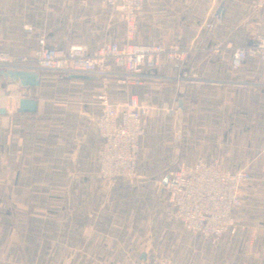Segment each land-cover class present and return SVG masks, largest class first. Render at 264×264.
<instances>
[{"label":"crops","instance_id":"0c3cea01","mask_svg":"<svg viewBox=\"0 0 264 264\" xmlns=\"http://www.w3.org/2000/svg\"><path fill=\"white\" fill-rule=\"evenodd\" d=\"M263 15L261 0H147L136 16L133 42L164 33L171 46L188 49L186 61L149 71L124 100L104 95L122 104L137 94L142 104L156 99L160 108L173 109L155 113L146 125L137 172L166 169L152 156H174V168L217 159L225 169L238 166L225 167L222 156H235L238 164L251 156L253 164L244 167L255 179L242 188L235 233L212 241L165 211L166 176L100 178L97 115L79 112L75 122L66 117L78 111L47 114L36 95L50 79L37 67L41 36L62 49L122 45L121 12L101 0H0V53L22 56L0 66V264H133L135 258L140 264H191L197 251L213 264H264V64L230 63L231 47L245 45L253 25L259 32ZM208 43L220 49H207ZM20 72L38 84H25ZM57 74L69 83L101 78ZM22 97L37 101L35 112H17ZM166 116L171 131L160 124L169 123Z\"/></svg>","mask_w":264,"mask_h":264},{"label":"built area","instance_id":"2783aa9c","mask_svg":"<svg viewBox=\"0 0 264 264\" xmlns=\"http://www.w3.org/2000/svg\"><path fill=\"white\" fill-rule=\"evenodd\" d=\"M147 0H101L121 12L125 22L124 44L117 41L103 43L97 50L87 51L81 45L67 49L50 45L41 36L38 39L37 67L40 70L83 74L94 77L118 73L110 65L123 68L130 84H143L149 71L166 64L182 66L188 49L181 44L170 45L164 33L147 36L143 42H133L136 16ZM264 4V0H261ZM260 31L241 46H232L230 63L241 67L249 60L264 64V15ZM30 32V26L24 27ZM207 49L219 50V45L207 44ZM21 55L11 59L0 53V66L21 61ZM101 112L96 123L102 143L98 154V174L105 180L131 179L137 170L140 138L155 113L173 114L172 108H160L156 99L142 104L137 96H130L124 103L112 102L99 96ZM72 114L67 120H75ZM253 176L244 166L222 168L217 159H197L193 164H180L168 171L165 189L171 215L183 227L212 241L218 240L227 231L235 233L234 215L241 206L242 188L251 183ZM147 264H172L167 260H151Z\"/></svg>","mask_w":264,"mask_h":264},{"label":"rangeland","instance_id":"374dc122","mask_svg":"<svg viewBox=\"0 0 264 264\" xmlns=\"http://www.w3.org/2000/svg\"><path fill=\"white\" fill-rule=\"evenodd\" d=\"M256 13H259V10H257ZM241 17L243 18V15H241ZM253 27L254 25L250 28V30L252 31V34L249 35L248 39L245 40L246 43H248L253 38V36L257 34L258 32V30H252ZM112 69L114 70L115 73L120 72L118 76L117 74L115 77L113 76V78L111 76H103L99 78L97 81H93V82L72 81L70 83L60 80V77H59L60 74H57L56 72L46 71L48 72L50 79L47 81H42V86H41L42 89L39 90L36 95L38 99L42 103L45 104L46 109H47L46 111L47 114H57V115L60 114L61 115L65 113V111H78V113H74V114L80 116L79 112H86L90 115H98L101 112V108H102L99 96L106 95L107 97H110L116 100H119V99L124 100L126 94H130V90H129L130 88L134 87V88L139 89L142 86V84L140 85L130 84L128 80V76L124 74L126 72L123 68L118 69L114 67ZM261 113L262 115L264 114V98H262ZM167 117L168 116L163 117V118H165V120H167L169 123H165L162 119H159V120H162L160 121V124L164 123V125L166 126V130L171 131L170 129L171 120L168 119ZM78 119L79 117L76 118L75 120H70V121L76 122L78 121ZM152 120H153V116H152ZM222 157L224 158L223 165H225V167H233V166H239V165L240 166H247V165L251 166L253 164L251 156H246L244 162L240 161V164L236 162L237 160L235 156L226 155ZM149 159H151V161H154V162L157 161L159 163L167 165L168 167L169 164L174 161L175 157L171 155L170 156L160 155V156H152V158H149ZM167 167L165 170H160V171L141 170L140 172H137L136 170L135 177L138 174L143 175L144 177H151L153 175L155 176L156 174L159 176L165 177L168 171L174 168L171 165L168 168ZM252 176H253V180L251 181V183L255 179L253 174ZM142 204H143L142 209L144 208L146 209V207H144L145 203L142 202ZM150 205H148L147 208L152 209V206ZM165 211L170 212L169 203L165 207ZM133 221L137 223L138 222L143 223L142 219L140 220L133 219ZM144 224L145 223H143V225ZM132 237H133V242L136 243L137 241H139V238L141 237V235L140 236L139 234L135 236L132 235L131 238ZM122 246H124V244H122ZM125 246H128V245H125ZM136 254H138V252L134 253V255ZM134 257H137V256H134ZM119 262L120 261L116 262L115 264H119ZM147 263L143 262L142 264H147ZM84 264H90V263L86 261ZM107 264H111V263H107ZM133 264H140V262L137 261V258H135V260H133ZM191 264H213V263H211V260L206 261L203 253L200 254L197 251V254H194L193 256V260Z\"/></svg>","mask_w":264,"mask_h":264},{"label":"water","instance_id":"95a60500","mask_svg":"<svg viewBox=\"0 0 264 264\" xmlns=\"http://www.w3.org/2000/svg\"><path fill=\"white\" fill-rule=\"evenodd\" d=\"M18 75L24 79L25 84H28V85H37L38 84V81L36 80V77L34 75H31L29 73H23V72H20ZM70 76L74 77V78H82V79L83 78H89V76L83 75V74H73ZM36 109H37V101L35 99L26 98V97H22L19 99L17 112H19V113H24V112L33 113L36 111ZM0 111L2 112V110H0ZM165 182H166V178H165Z\"/></svg>","mask_w":264,"mask_h":264}]
</instances>
